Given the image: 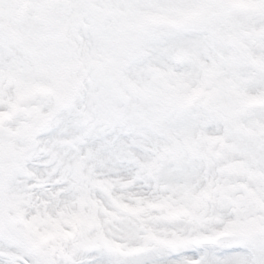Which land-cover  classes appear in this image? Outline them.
Wrapping results in <instances>:
<instances>
[{
    "label": "snow or ice",
    "instance_id": "6c2138e0",
    "mask_svg": "<svg viewBox=\"0 0 264 264\" xmlns=\"http://www.w3.org/2000/svg\"><path fill=\"white\" fill-rule=\"evenodd\" d=\"M0 264H264V0H0Z\"/></svg>",
    "mask_w": 264,
    "mask_h": 264
}]
</instances>
